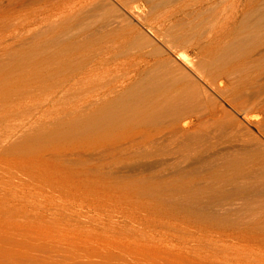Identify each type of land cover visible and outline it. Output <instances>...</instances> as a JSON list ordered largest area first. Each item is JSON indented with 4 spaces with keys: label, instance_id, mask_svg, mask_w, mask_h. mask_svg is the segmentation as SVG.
<instances>
[{
    "label": "rangeland",
    "instance_id": "obj_1",
    "mask_svg": "<svg viewBox=\"0 0 264 264\" xmlns=\"http://www.w3.org/2000/svg\"><path fill=\"white\" fill-rule=\"evenodd\" d=\"M99 6L102 8H98ZM130 10L132 13H129ZM88 13L92 16L90 17ZM138 15H141L142 20L137 19ZM88 16L90 19L87 18ZM82 18L86 19L82 20ZM137 20L139 23H136ZM130 21L131 24H125ZM74 24L78 29L76 31H74L76 28ZM128 24L131 28L127 27ZM67 25L68 27L70 25L71 29H66ZM129 28L131 30H128ZM133 28L138 31H133ZM49 29L53 30H50L51 37ZM63 29L67 31L64 30L62 33ZM77 31H79L78 37L75 34ZM66 32L70 35L68 36ZM63 34L68 42L61 39L64 37ZM57 35L62 37L59 38ZM134 35L139 38L136 36L133 38ZM129 39H135L134 43ZM235 39L241 43L236 44ZM131 42L132 46L129 47ZM47 43L51 46L46 45ZM59 43L63 44L65 49ZM48 46L51 48L49 49ZM66 47L70 48V51ZM230 49L234 50L231 55ZM162 51L166 54L163 55L165 52ZM75 52L76 56L78 55L77 58ZM179 52H184L189 58L193 57L197 67L206 76L209 75V78L218 81L226 76L225 72L228 74L229 67V72L231 69V72L234 70L232 77L234 79L236 76L237 79L231 78L232 84L229 85V83L227 86V96L222 98L227 97L226 100H217L221 106L232 111L230 128L219 127L224 123L221 122L222 116L215 109L212 116L205 117V120L200 119L203 122L197 121V124L201 122L202 126L198 125L199 128H197L196 124L195 131L183 132L184 136L189 135H186V139L181 138L182 136L179 138L178 132H174L176 135L172 132L171 135L166 133L168 123L164 124L163 120L167 117L163 116V118L160 114L164 115L166 111L168 97L171 98L178 93L182 86V80L178 82L176 74L173 75L175 81L172 79V72H175L176 65L178 66L176 71L181 66L180 68L196 77L200 84L203 82L175 57ZM59 53L63 55L62 58H59L61 57ZM73 54L75 57L72 56ZM160 55L168 58L164 59ZM64 56H66L65 61L62 60L65 59ZM71 57H74L75 62ZM67 58L71 60L68 63H66ZM76 59H80L77 65ZM163 59H169L170 62L177 60L176 64L166 60L172 67L169 68L164 67L168 64L164 65L166 61ZM90 62L93 64L92 67L89 65ZM57 64L60 65L56 66ZM227 64L230 65L228 68H226ZM231 64L238 66L236 68ZM70 65L71 71L67 67ZM59 66L63 69L61 67L59 69ZM146 66L149 67L147 72L153 68L154 73L149 71L151 74L149 75L146 72ZM78 67L82 70L77 69ZM125 67L130 69L127 70ZM162 67L166 70L163 69V71ZM218 68L223 71L222 73L215 71V74L213 69L218 70ZM157 69L161 70L159 74ZM210 70L214 74H211ZM136 71H138L137 74ZM139 71L142 73L140 74ZM163 72L167 75L166 79L169 80L171 76L173 80H170L171 83L168 80V82L165 81L166 75ZM152 73L155 76L159 75L160 80L163 77L164 79L160 81L157 76L155 80ZM142 74L148 75L149 80L152 76L155 82L151 77L152 83L151 80L149 81L151 84L147 83L148 77L141 76ZM103 75L109 77V80L106 77L108 82L105 77H102ZM127 78L130 80L128 81ZM101 80H106L104 81L106 83L100 84ZM162 81L165 83H161ZM71 82L76 84V87L71 85ZM141 82L144 84L146 82L148 88L151 85L152 87L149 88L151 91L147 89V86L141 90L138 86ZM155 83L162 84V87L165 84L167 89L165 86L163 91L157 84L160 87L157 90ZM124 85H128L126 86L128 89ZM176 85L180 88L178 87L175 91ZM111 86H113L112 89ZM107 88L108 91L111 90L108 92L111 96L107 94ZM136 89L141 91L137 92ZM145 89L150 96L146 95ZM152 90L158 95L156 93L153 96ZM158 91H161L162 95ZM122 93L126 94V96L124 94V98H127L125 102H123ZM118 96L122 98H120L122 102H116ZM147 96L155 101H148L150 99ZM143 98H146L145 101ZM87 99L92 103H89ZM159 100L160 103H158ZM232 100L241 108L243 107L242 111L238 110V113L230 106ZM108 101L110 102L106 104ZM142 101L143 103H140ZM148 102L150 105L147 104ZM154 102L159 105L155 103L156 107H154V104H151ZM97 103H100L99 106ZM123 105L127 107H122ZM106 106L112 109L110 107L107 109ZM119 107H122L124 111ZM146 107L149 109L146 110ZM200 107V105L198 108L194 107L197 114L194 109V112L190 114H182L185 119L180 115L178 118L184 120L176 119L172 127L185 128V122L194 117L191 115H199L204 110ZM103 109L106 113H103L105 112ZM119 110L123 112L120 111L118 114ZM154 110L152 114L151 111ZM91 112L99 114L97 116L92 114L93 117H91ZM129 112L137 115L136 117L140 116L141 119H137L139 122ZM157 112L161 113L157 115ZM120 113L129 116L124 115V117ZM108 114L107 118H112V122L104 116ZM120 115L123 116L121 117L124 118L123 121ZM185 115H190V118ZM116 116L119 119H116ZM130 116L131 118L133 116V119ZM128 117L131 124L126 120ZM146 119L153 122L150 123ZM159 119L160 121L162 119V122ZM114 121L117 122L116 126H120L119 128H115ZM206 121L208 122L204 123ZM92 122L93 124L96 122V126L92 125ZM263 123L264 0H0V264H264V136L259 135L257 130L264 131ZM152 124L155 128L150 127ZM111 127L117 129L116 133L108 131L105 136L103 130L107 131L109 128L111 130ZM156 127H163L162 130L165 129V131L160 129L159 132ZM205 127L209 132H205ZM100 128L103 129V133L99 132ZM119 129L120 131L123 129V132L121 133ZM179 139H184L181 142H186L179 143ZM255 139H260V143ZM189 144L193 147V151ZM189 151L191 156H188ZM195 154L198 156L196 157ZM251 157L256 159L255 162ZM185 159L190 160L189 164ZM246 160L248 163L253 162L254 165L250 163L249 166ZM225 163L228 168L225 167ZM235 166L237 169L240 168L239 172L234 169ZM169 167L172 169L169 170ZM217 168L222 170L221 174L219 170H215ZM251 168L253 169L249 174ZM210 169L216 172H211ZM207 170L210 171L207 173L208 177ZM178 172L180 173L177 174ZM222 172L229 178L227 176L222 179L221 176H224ZM175 173L180 178L172 177L176 175ZM217 173L220 178L213 179ZM247 173L248 177H246ZM212 175L213 178L210 177ZM257 175H259L258 179H256ZM204 176L207 180H204ZM165 180L170 184L168 185ZM213 180H217L216 184ZM178 182L186 186L182 184L180 188ZM250 182L253 183L250 184ZM256 182L258 185H254ZM223 183L227 186L224 187ZM196 186L197 189H195ZM181 189L182 192L178 193ZM190 190L194 193L191 194ZM245 190L250 194H260L261 199L243 198ZM205 191L206 195L203 193Z\"/></svg>",
    "mask_w": 264,
    "mask_h": 264
},
{
    "label": "bare ground",
    "instance_id": "obj_2",
    "mask_svg": "<svg viewBox=\"0 0 264 264\" xmlns=\"http://www.w3.org/2000/svg\"><path fill=\"white\" fill-rule=\"evenodd\" d=\"M100 3H101V2H100ZM100 3H99V4H100ZM124 3H125V2H124ZM125 4H126V3H125ZM100 5H104V4L102 3V4H100ZM97 6H98V5H97ZM97 6H96L95 8H97ZM123 6H124V5H123ZM135 6H136V5H135ZM133 7H134V5H133ZM137 7H138V6H137ZM98 8L101 9L102 7L99 6ZM138 8H139V7H138ZM124 9H125V8H124ZM130 9H132V8H131V5H130ZM126 10H127V9H126ZM95 11H96V10H94V12H95ZM128 11H129V10H128ZM134 11H135V10H134ZM88 12H90V11H88ZM126 12H127V11H126ZM137 12H138V11H137ZM123 13H124V12H123ZM129 13H132L131 10H130ZM139 13H140V12H139ZM139 13H138V14H139ZM146 13H147V12H146ZM86 14H87V13H86ZM93 14H94V13H93ZM107 14H108V13H107ZM127 14H128V13H127ZM134 14H135V13H134ZM144 14H145V13H144ZM88 15H90V17L92 16V15L89 14V13H88ZM124 15H126V14L124 13ZM94 16H95V15H93V17H94ZM135 16H136V15H135ZM140 16H141V15H140ZM140 16L138 15L137 17H139V18H137V19H141V20H142V17H140ZM142 16H143V15H142ZM144 16H145V15H144ZM84 17H86V16L84 15ZM120 17H121V16H120ZM87 18L90 19L89 16H88ZM146 18H147V17H146ZM84 19H86V18H84ZM84 19L82 18V20H84ZM88 19H87V20H88ZM41 20H42V19H41ZM39 21H40V20H39ZM138 21H139V20H137L136 23H139ZM40 22H41V21H40ZM40 22H39V23H40ZM65 22H66V21H65ZM83 22H85V21H83ZM88 22H89V21H88ZM141 22H142V21H141ZM42 23H43V22H42ZM49 23H50V22H49ZM66 23H67V22H66ZM86 23H87V21L85 22V24H86ZM127 23L131 24V21H130V22H126L125 24H127ZM40 24H41V23H40ZM91 24H92V23H91ZM125 24H123V25H125ZM129 24L127 25V27L129 26ZM132 24H133V23H132ZM134 24H135V22H134ZM134 24H133L132 27H134ZM140 24H141V23H140ZM74 25H75V24H74ZM40 26H41V25H40ZM49 26L52 27L51 25H49ZM49 26H48V27H49ZM71 26H72V25H71ZM130 26H131V25H130ZM130 26H129V27H130ZM137 26H139V25H137ZM137 26H136V27H137ZM141 26H142V25H141ZM43 27H44V26H43ZM55 27H56V26H55ZM75 27H76V25H75ZM75 27H74V28H75ZM136 27H135V28H136ZM56 28H57V27H56ZM59 28H60V27H58V29H59ZM67 28H70V29H71L70 25H69V27H68V25H67V26H66V29H67ZM81 28H82V27H81ZM99 28H100V27H99ZM130 28H131V27H130ZM130 28H129L128 30H131ZM145 28H146V27H145ZM152 28H153V27H152ZM154 28H155V27H154ZM44 29H46V27H44ZM53 29H54V28H53ZM66 29H63V30H62V33H64L63 31L66 30ZM70 29H69V30H70ZM76 29H77V27L75 28L74 31H76ZM83 29H84V28H83ZM124 29H125V28H124ZM133 29H134V28H133ZM139 29H140V28H139ZM142 29H143V27H142ZM142 29H141V30H142ZM37 30H39V29H37ZM46 30H47V29H46ZM50 30H52V29H49L48 31H50ZM77 30H78V29H77ZM135 30H137V29H134L133 31H135ZM148 30H149V29H148ZM42 31H43V30H42ZM52 31H53V30H52ZM58 31H59V30H58ZM66 31H67V30H66ZM79 31H80V30H79ZM79 31L75 32V34L77 35V33H79ZM104 31H105V30H104ZM122 31H123V30H122ZM137 31H138V30H137ZM137 31H136V32H137ZM150 31H151V30H150ZM154 31L156 32V30H154ZM154 31H153V32H154ZM56 32H57V30H56ZM60 32H61V31H60ZM126 32H128V31H126ZM130 32L132 33V31H130ZM158 32H159V30H158ZM40 33H41V32H40ZM62 33H61V34H62ZM66 33L68 34V36L70 35L69 32H66ZM71 33H72V32H71ZM81 33H82V32H81ZM81 33H80V35H81ZM124 33H125V32H124ZM131 33H130V34H131ZM138 33H139V32H138ZM151 33H152V31H151ZM159 33H160V32H159ZM161 33H162V32H161ZM49 34H50V37H51V31H50ZM57 34H58V33H57ZM75 34H74V37H76ZM128 34H129V33H128ZM134 34H135V33H134ZM136 34H137V33H136ZM170 34H171V33H170ZM172 34H174V33H172ZM181 34H183V33H181ZM54 35H56V34H54ZM58 35H59V34H58ZM58 35H57V36H58ZM71 35H72V34H71ZM126 35H127V34H126ZM140 35H141V34H140ZM161 35H162V34H161ZM161 35H160V36H161ZM168 35H169V34H168ZM36 36H37V35H36ZM42 36H43V35H42ZM42 36H41V37H42ZM63 36H64V34H63ZM135 36H136V35H134V36H132V37L134 38ZM160 36H159V37H160ZM171 36H172V35H171ZM174 36H175V34H174ZM58 37H59V36H58ZM58 37H57V39H58ZM60 37H62V36H60ZM60 37H59V38H60ZM66 37H67V36H66ZM70 37H72V36H70ZM70 37H68V38L70 39ZM77 37H78V35H77ZM93 37H94V36H93ZM136 37H137V36H136ZM140 37H141V36H140ZM169 37H170V36H169ZM38 38H39V37H38ZM53 38H54V37H53ZM64 38H65V36L62 37L61 39H64ZM98 38H99V37H98ZM126 38H127V37H126ZM130 38H131V36H130ZM133 38H132V39H133ZM137 38H139V36H138ZM137 38H136V41L138 40ZM142 38H143V37H142ZM170 38H171V37H170ZM69 39H68V40H69ZM110 39H112V38H110ZM113 39H114V37H113ZM127 39H128V38H127ZM164 39H165V38H164ZM173 39H174V38H173ZM176 39H177V38H176ZM178 39H179V38H178ZM238 39H239V38H237V40H238ZM243 39H244V38H243ZM35 40H36V39H35ZM39 40H40V39H39ZM53 40H56V39H53ZM64 40L67 41V38L64 39ZM64 40H63V44H64ZM72 40H74V38H73ZM88 40H89V39H88ZM88 40H86V41H88ZM104 40H105V38H104ZM107 40H108V39H107ZM129 40L133 42L135 39H134V40L129 39ZM146 40H147V39H146ZM240 40H241V38H240ZM43 41H44V39H43ZM43 41L41 40V42H43ZM51 41H52V40H51ZM66 41H65V42H66ZM69 41H70V40H69ZM90 41H91V40H90ZM126 41H127V40H126ZM126 41H125V42H126ZM165 41H166V40H165ZM208 41H209V40H208ZM233 41H234V40H233ZM235 41H236V39H235ZM235 41H234V42H235ZM241 41H243V40H241ZM47 42H49V41H47ZM56 42H58V40H56ZM67 42H68V41H67ZM71 42H72V41H71ZM71 42H69L70 45H71ZM105 42H106V40H105ZM128 42H129V41H128ZM132 42H131V45L129 44V45H130L129 47L132 46ZM137 42H138V41H137ZM137 42H136V43H137ZM166 42H167V41H166ZM173 42H174V41H173ZM234 42H233V44H234ZM238 42H239V41H238ZM238 42L236 41L235 43L237 44ZM43 43H44V42H43ZM69 43H67V44H69ZM75 43H76V40H75ZM78 43H79V42H78ZM85 43H86V42H85ZM99 43H100V42H99ZM101 43H102V42H101ZM133 43H134V42H133ZM209 43H210V41H209ZM217 43H218V42H217ZM239 43H241V42H239ZM245 43H246V41H245ZM59 44H60V43H59ZM63 44H60V46L63 47V48L65 49V47L62 46ZM86 44L88 45V43H86ZM86 44H85V45H86ZM138 44H139V43H138ZM169 44H171V43H169ZM172 44H173V43H172ZM215 44H216V43H215ZM233 44H232V45H233ZM242 44H243V43H242ZM246 44H247V43H246ZM40 45H41V44H40ZM40 45H38V46H40ZM46 45H50V44L47 43ZM74 45H75V44H74ZM90 45H91V44H90ZM98 45H99V44H98ZM102 45H103V44H102ZM133 45H134V44H133ZM144 45H145V44H144ZM248 45H249V44H248ZM43 46L45 47L44 44H43ZM50 46H51V45H50ZM65 46H67V45H65ZM75 46H76V45H75ZM103 46H104V45H103ZM166 46H168V45H166ZM171 46H173V45H171ZM176 46H177V45H176ZM48 47H49V46H48ZM57 47H58V46H57ZM68 47H69V46H68ZM84 47H85V46H84ZM104 47H105V46H104ZM169 47H170V46H169ZM214 47H215V46H214ZM218 47H219V45H218ZM233 47H234V46H233ZM240 47H242V46L240 45ZM243 47H244V44H243ZM38 48H39V47H38ZM50 48H51V47H49V49H50ZM55 48H56V47H55ZM66 48H67V47H66ZM105 48H106V47H105ZM237 48H239V47H237ZM237 48H236V49H237ZM255 48H256V47H255ZM257 48H258V47H257ZM39 49H40V48H39ZM43 49H44V48H43ZM67 49H69V51H70V48H67ZM92 49H93V48H92ZM94 49H95V48H94ZM99 49H101V48H99ZM106 49H107V48H106ZM110 49H111V48H110ZM170 49H171V48H170ZM207 49L209 50L210 47L207 48ZM242 49L244 50V48H242ZM245 49H246V48H245ZM52 50H54V49L52 48ZM52 50H51V51H52ZM61 50H62V49H61ZM160 50H161V49H160ZM240 50H241V49H240ZM240 50H239V53H240ZM55 51H56V50H55ZM63 51H64V50H63ZM74 51H75V49H74ZM86 51H87V50H86ZM90 51H91V50H90ZM232 51H233V52H232ZM83 52H84V51H83ZM95 52H96V51H95ZM162 52H163V51H162ZM164 52H165V51H164ZM164 52H163V53H164ZM231 52L234 53V50H233V49H230V50H229L230 55L232 54ZM236 52H238V51H236ZM241 52H242V50H241ZM46 53H47V52H46ZM54 53L56 54V52H54ZM54 53H53V54H54ZM63 53H65V51H64ZM68 53H70V52H68ZM79 53H80V52H79ZM100 53H101V52H100ZM158 53H159V52H158ZM163 53H162V54H163ZM216 53H217V52H216ZM50 54H52V53L50 52ZM59 54L61 55V53H59ZM89 54H90V52H89ZM92 54H94V52H92ZM92 54L90 55L91 58H92ZM160 54H161V51H160ZM165 54H166V52H165L163 55H165ZM204 54H205V53H204ZM220 54H221V53H220ZM236 54H237V53H236ZM236 54H235V55H236ZM41 55H43V54H41ZM47 55H48V54H47ZM47 55H46V57H47ZM57 55H58V54H57ZM86 55H88V53H87ZM94 55H95V54H94ZM112 55H113V54H112ZM37 56H38V57H41V56H39L38 54H37ZM43 56H44V55H43ZM49 56H51V55H49ZM49 56H48V57H49ZM62 56H63V55H61V57H59V56H58V57H59V58H62ZM67 56H68V55H67ZM72 56H74V54H73ZM75 56H76V52H75ZM75 56H74V57H75ZM77 56H78V55H77ZM77 56H76V58H77ZM95 56H96V55H95ZM160 56H161V55H160ZM216 56H217V55H216ZM225 56H226V55H225ZM236 56H237V55H236ZM38 57H37V58H38ZM54 57H55V56H54ZM65 57H66V56H64V58H65ZM74 57H71V59H72V61L75 62ZM83 57H85V56H83ZM93 57H94V56H93ZM161 57H163V56H161ZM161 57H160V60L162 59ZM175 57H177V58H178V59H179L184 65H186V67H189L190 71H191V72H194L193 74H195V76H197V77L199 78V80L202 79L203 82L200 84V83L198 82V79H196V77H194V76L191 74V75L193 76V77H192L187 71H185V69L180 68L181 66H180V67L177 69V71H176V67H178V66L176 65V67H175V72H176V73H175V72H174V73L172 72V76L176 74V77H177V79H178L177 81L179 82V80H182V86H181V88L178 86V87L180 88V90H178V87H177V85H176L175 87H176L177 89H175V91L178 90L179 92H178V93L175 92L176 94L174 93L175 95L171 96V98L168 97V100H167V102H166L167 105L165 104V105H166V111H164V115H163L161 112H159V113H161L160 115H162L161 117L166 116L167 118H168V117L170 118V119L168 118V120H166L167 118H165V120H163V121L166 122V123L164 122V124H167V123H168V124L166 125L167 127L165 126V127L167 128L166 133L168 132V133H170V135H171V132H172V133H174V132L177 133V132H178L177 134H179V135H178L179 138L182 136L181 138H184V137H185V139H186V137H187L186 135H188V134H186V135L184 136V133H183V132H184V131H185V133H186V131L190 132L189 130H193V131H195L196 128H194V125L197 124V121H199L200 119L205 120V119L207 118V116H212L211 114L213 113V110H215V109H216V110L220 113V115L222 116V120H221V122L224 123V124H222V125L219 126V127H220V128L224 127L225 129L230 128V127L232 126V121H231V114H232V111H230L229 109H227V108L221 106L220 103L217 102V100H218V99H222L223 97H225L226 92H227V86H228V84L230 83L231 78H232V80H235V77H236V76H234V79H233V77H232V76H233L232 72H233L234 70L231 72V70H232V69H231L230 72H229V68H230L229 66H230V65L227 64L228 66H226V68L229 67V68L227 69V70H228V71H227L228 74H225V73H226V72H225L224 75H226V76H225L223 79H221L220 81H218V80H216V79L209 78V75H207V76H208V77H207V76L205 75V73L202 72V70H200V69L197 67L196 62L192 59L193 57H192V58H189V56H187V54H185L184 52H179V53L177 54V56H175ZM219 57H220V56H219ZM221 57H222V56H221ZM233 57H234V55H233ZM239 57H240V56H239ZM56 58H57V56H56ZM91 58H89V59L91 60ZM100 58H101V57H100ZM163 58H164V57H163ZM165 58H168V57L165 56ZM165 58H164V59H165ZM203 58H205V56H204ZM211 58H212V57H211ZM216 58H217V57H216ZM227 58H228V57H227ZM44 59H45V58H44ZM53 59H54V58H53ZM57 59H58V58H57ZM80 59H81V58H80ZM80 59H79V60H80ZM104 59H105V58H104ZM106 59H107V58H106ZM164 59H163V61H166V60H167V61L170 62L169 59H166V60H164ZM172 59H173V58H171V60H172ZM231 59H232V58H231ZM231 59H230V61H231ZM233 59H235V57H234ZM49 60L52 61L51 59H49ZM55 60H56V59H55ZM62 60L65 61L66 58H65V59H62ZM67 60H68V58H67ZM76 60H77V59H76ZM79 60H77L78 63H75L76 65L79 64ZM83 60H85V59L83 58ZM95 60H96V58L94 59V61H95ZM176 60H177V59H176ZM176 60H175V61H176ZM203 60H204V59H203ZM220 60H222V59H220ZM227 60H229V59H227ZM69 61H71V60H68L66 63H68ZM81 61H82V60H81ZM81 61H80V62H81ZM98 61H99V60H98ZM157 61H159V60H157ZM167 61L164 63V65L167 63ZM175 61H173L174 64H176ZM213 61H214V60H213ZM216 61H217V60H216ZM218 61H219V58H218ZM232 61H233V60H232ZM52 62H53V61H52ZM56 62H57V61H56ZM58 62H59V61H58ZM74 62H71V63H74ZM82 62H83V61H82ZM85 62H86V61H85ZM105 62H106V61H105ZM154 62H156V61H154ZM173 62L171 61L170 63L173 64ZM177 62H178V61H177ZM200 62H201V61H200ZM220 62H221V61H220ZM220 62H219V63H220ZM224 62H225V61H224ZM235 62H236V61H235ZM34 63H35V62H34ZM64 63H65V62H64ZM64 63H62V64L64 65ZM88 63H89V60H88ZM103 63H104V62H103ZM152 63H153V62H152ZM159 63L163 64L162 62H159ZM170 63H169V64H170ZM178 63H179V62H178ZM205 63H206V62H205ZM227 63H228V62H227ZM60 64H61V63H60ZM60 64H57L56 66H58V65H60ZM75 64H74V65H75ZM80 64H82V63H80ZM91 64H92V62H90V64H89V65L92 67L93 64H92V65H91ZM96 64H97V62H96ZM130 64H131V63H130ZM130 64H129V65H130ZM153 64H154V63H153ZM153 64H152V65H153ZM167 64H168V63H167ZM169 64H168V66H164V65H163V66H164V67L172 68V67H170ZM183 64H182V65H183ZM212 64L214 65V62H213ZM215 64H216V63H215ZM225 64H226V63H225ZM233 64H237V63H233ZM233 64H231V65H232L233 67H236V68H237L238 65H237V66H234ZM48 65H49V64L47 63V66H46L47 68H48ZM63 65H62V66H63ZM67 65H69V64H67ZM83 65H84V64H83ZM86 65L89 66L88 64H86ZM152 65H149V66H152ZM157 65H158V63H157ZM178 65H179V64H178ZM199 65H200V64H199ZM210 65H211V64H210ZM217 65H218V64H217ZM223 65H224V64H223ZM223 65H222V66H223ZM64 66L66 67V65H64ZM79 66H81V65H79ZM94 66H95V63H94ZM108 66H109V64H108ZM111 66H112V64H111ZM116 66H117V65H115V67H116ZM139 66H140V65H139ZM161 66H162V65H161ZM171 66H172V65H171ZM173 66H174V65H173ZM201 66H202V64H201ZM203 66H204V64H203ZM220 66H221V64H220ZM232 66H231V67H232ZM239 66H240V65H239ZM60 67H61V66H59L58 68L60 69ZM67 67L69 68V67H71V65H70V66H67ZM72 67H74V66H72ZM76 67H77V66H76ZM91 67H90V68H91ZM105 67H106V66H105ZM113 67H114V66H113ZM140 67H141V66H140ZM140 67H139V69H140ZM146 67H147V66H146ZM153 67L156 69L155 64L153 65ZM47 68H46V69H47ZM61 68H62V67H61ZM84 68H85V67H84ZM88 68H89V67H88ZM106 68H107V67H106ZM125 68H126V67H125ZM148 68H149V67L146 68V72H147ZM150 68H152V67H150ZM158 68H159V66H158ZM160 68H161V67H160ZM173 68H174V67H173ZM202 68H203V67H202ZM210 68H211V67H210ZM214 68H215V67H214ZM216 68H217V67H216ZM216 68H215V69H216ZM222 68H223V67H222ZM236 68H235V69H236ZM238 68H239V67H238ZM241 68H242V67H241ZM241 68H240V69H241ZM62 69H63V68H62ZM65 69H66V68H65ZM71 69H72V68H71ZM77 69H79V67H78ZM80 69H81V68H80ZM80 69H79V70H80ZM102 69H103V68H102ZM126 69H127V68H126ZM129 69H130V68H129ZM129 69H127V70H129ZM131 69H132V68H131ZM133 69H134V68H133ZM135 69L137 70L138 67L135 68ZM152 69H153V68H152ZM152 69H151V71H150V70H149V71H150V72H153ZM163 69L166 70V68H163V67H162V70H163ZM206 69H207V68L205 67V70H206ZM208 69H209V68H208ZM215 69H213V70H214V73H215V71H219V72L221 71V70H219V68H218V70H215ZM223 69H224V68H223ZM244 69H245V68H244ZM246 69H247V68H246ZM57 70H58V69H57ZM67 70H68V69H67ZM67 70H64V71H67ZM69 70H70V68H69ZM79 70H78V71H79ZM81 70H82V69H81ZM87 70H89V69H87ZM91 70H93V69L91 68ZM157 70H158V69H157ZM159 70H160V69H159ZM159 70H158V74H159V72H161V70H160V71H159ZM164 70H163V71H164ZM205 70H204V71H205ZM38 71H42V69H41V70L38 69ZM45 71H47V70H45ZM45 71H44V72H45ZM50 71H51V70H50ZM54 71H55V70H54ZM54 71H51V72H54ZM60 71H62V70H60ZM60 71H59V72H60ZM70 71H71V70H70ZM78 71H77V72H78ZM100 71H101V70H100ZM106 71H107V70H106ZM106 71H104V72H106ZM123 71H124V70H123ZM130 71H132V70H130ZM141 71H142V69H141ZM141 71H139L140 74L142 73ZM143 71H144V70H143ZM149 71L147 72L148 74L150 73ZM169 71H171V69H170ZM173 71H174V69H173ZM222 71H223V70H222ZM222 71H221V73H222ZM235 71L237 72V70H235ZM238 71H239V70H238ZM57 72H58V71H57ZM74 72H76V71H74ZM77 72H76V73H77ZM86 72H87V71H86ZM91 72H92V71H90V73H91ZM101 72H102V71H101ZM137 72H138V71H136V74H137ZM156 72H157V71H156ZM156 72H155V73H156ZM207 72H208V70H207ZM209 72H211V70H210ZM38 73H39V72H38ZM63 73H65V72H63ZM94 73H95V72H94ZM94 73H93V74H94ZM153 73H154V72H153ZM153 73H152V74H153ZM163 73H165V72H163ZM167 73H168V75H170V74H169L170 72L167 71ZM214 73L211 72V74H214ZM257 73H259V72H257ZM39 74H41V73H39ZM44 74H45V73H44ZM56 74H57V73H56ZM98 74H99V73H98ZM104 74H105V73H104ZM111 74H112V73H111ZM125 74H126V72H125ZM207 74H208V73H207ZM209 74H210V73H209ZM215 74H216V73H215ZM37 75H38V74H37ZM67 75H68V74H67ZM86 75H87V73H86ZM88 75H89V72H88ZM90 75H91V74H90ZM90 75H89V76H90ZM96 75H97V73H96ZM113 75H114V74H113ZM118 75H119V73H118ZM143 75L146 76V77H148V75H146V74H142L141 76H143ZM149 75H151V74H149ZM164 75H166V73H165ZM164 75H163V76H164ZM234 75H235V74H234ZM257 75H258V74H257ZM259 75H260V74H259ZM57 76H58V74H57ZM59 76H62V74H61V75L59 74ZM63 76H64V75H63ZM84 76H85V75H84ZM84 76H83V77H84ZM89 76H87V77H89ZM119 76H120V75H119ZM121 76H122V75H121ZM134 76H135V75H134ZM154 76H155V75L153 74V77H154ZM157 76H158V80H160L159 75H157ZM157 76L154 77L155 80L157 79ZM160 76H161V73H160ZM222 76H223V75H222ZM237 76H239V75H237ZM41 77H42V75H41ZM97 77H98V76H97ZM100 77H101V76H100ZM100 77H99V79H100ZM102 77H105V79H106V77H108V76H106V75L104 76V75H103ZM125 77H126V76H125ZM131 77H132V74H131ZM138 77H139V76H138ZM151 77H152V76H150V80H151ZM153 77H152V80L155 82V80L153 79ZM166 77H167V75L165 76V79H166ZM176 77H175V79H176ZM212 77H213V75H212ZM214 77H215V76H214ZM217 77H219V76H217ZM220 77H221V76H220ZM39 79H40V77H39ZM65 79H66V77H65ZM89 79H90V77H89ZM91 79H93L92 75H91ZM91 79H90V81H91ZM115 79H117V77H115ZM127 79H128V78H127ZM135 79H136V77H135ZM140 79H141V77H140ZM142 79H143V77H142ZM144 79H145V77H144ZM163 79H164V77H163ZM163 79H161V80H163ZM172 79L174 80V76L172 77ZM195 79H196V80H195ZM236 79H237V77H236ZM61 80H62V79H61ZM63 80H64V79H63ZM70 80H71V79H70ZM80 80H81V79H80ZM97 80H98V79H97ZM106 80H107V79H106ZM106 80H104V81H106ZM108 80H109V77H108ZM108 80H107V82H108ZM129 80H130V79H128V81H129ZM145 80H146V79H145ZM145 80H144V81H145ZM150 80H149V77H148V81H147V83H149ZM152 80H151V83H152ZM161 80H160V81H161ZM167 80H168V79H166L165 81H166V82H168V81L170 82V80H171V76H170V79H169L168 81H167ZM173 80H171V81H173ZM59 81H60V80H59ZM66 81H67V80H66ZM85 81H86V76H85ZM92 81H93V80H92ZM101 81H102V80H101ZM104 81L100 82V84H102V83L105 84L106 82L104 83ZM113 81H114V80H113ZM144 81H143V82H144ZM165 81H162L161 83H165ZM174 81H175V80H174ZM177 81H176V83H177ZM200 81H201V80H200ZM217 81H218V82H217ZM63 82H64V81H63ZM82 82H83V81H82ZM109 82H110V81H109ZM111 82H112V81H111ZM131 82H132V81H131ZM135 82H136V81H135ZM143 82H141L140 84H138V86H139V88H141V90H142V88H144L145 86L148 85V84L146 85V82H145V84H144ZM234 82H235V81H234ZM64 83H65V82H64ZM64 83H62V84H64ZM88 83H89V82H88ZM93 83H94V82H93ZM93 83H92V84H93ZM96 83L99 84V82H96ZM124 83H125V82H124ZM126 83H127V82H126ZM126 83H125V84H126ZM132 83H133V82H132ZM142 83H143V84H142ZM151 83H149V84H151ZM159 83H160V82H159ZM170 83H171V82H170ZM172 83H173V82H172ZM55 84H56V83H55ZM59 84H60V83H59ZM62 84H60V85H62ZM83 84H84V82H83ZM92 84H91V90L93 89V88H92ZM94 84H95V83H94ZM94 84H93V86H94ZM109 84H110V83H109ZM112 84H113V83H112ZM112 84H111V85H112ZM141 84H142L143 87L140 86ZM157 84H158V83H157ZM157 84L155 83V85H157ZM173 84H174V83H173ZM177 84H178V83H177ZM179 84H180V83H179ZM231 84H232V83H230L229 85H231ZM52 85H53V83H52ZM71 85H75V87H76V84H72V82H71ZM85 85H86V84H85ZM89 85H90V84H89ZM106 85H107V84H106ZM128 85H130V84H128ZM128 85H126V86H128ZM131 85H132V84H131ZM131 85H130V86H131ZM158 85L161 87V90H162L163 88H165V86H166L165 84H164V87H162V84H161V85L158 84ZM158 85H157V90H158V88H160V87H158ZM167 85H168V83H167ZM95 86H96V85H95ZM114 86H115V84H114ZM124 86H125V85H124ZM126 86H125V87H126ZM136 86H137V85H136ZM150 86H151V85H150ZM150 86H149V88H150ZM153 86H154V84H153ZM88 87H89V86H88ZM88 87H87V88H88ZM104 87H105V90H106V86H105V85H104ZM104 87H100V88H104ZM112 87H113V86H111V89H112ZM121 87H122V86H121ZM151 87H152V86H151ZM154 87H156V86H154ZM154 87H153V89L156 90ZM173 87H174V86H173ZM65 88H66V87H65ZM69 88H70V87H69ZM126 88H127V87H126ZM130 88H131V87H130ZM139 88H137V89H139ZM145 88H146V87H145ZM149 88H148V86H147V89H148L149 91H151ZM55 89H56V88H55ZM70 89H71V88H70ZM74 89H75V88H74ZM89 89H90V88H89ZM89 89H88V90H89ZM109 89H110V87H109ZM127 89H128V88H127ZM137 89H136V90H137ZM166 89H167V86H166ZM166 89H165V90H166ZM85 90H86V89H85ZM91 90H90V92H91ZM94 90H95V89H94ZM121 90H122V89H121ZM121 90H120V91H121ZM123 90H124V88H123ZM123 90H122V91H123ZM132 90H133V89H132ZM141 90H140V91H141ZM143 90H144V89H143ZM148 90L146 91V89H145V91L147 92L146 95H149V94H148ZM171 90H172V86H171ZM173 90H174V89H173ZM109 91H111V90H109ZM109 91H108V88H107V91H106L107 94H108ZM113 91H115V90H113ZM113 91H112V92H113ZM138 91H139V90H137V92H138ZM140 91H139V92H140ZM163 91H164V89H163ZM168 91H169V90H168ZM168 91H167V92H168ZM94 92H95V91H94ZM94 92H93V93H94ZM104 92H105V91H104ZM124 92H125V90H124ZM135 92H136V91H135ZM146 92H145V93H146ZM158 92H159V91H158ZM160 92H161V91H160ZM160 92H159V93H160ZM167 92H166V94H167ZM169 92H170V91H169ZM169 92H168V93H169ZM96 93H97V92H96ZM114 93H115V92H114ZM131 93H132V92H131ZM131 93H130V94H131ZM149 93H150V92H149ZM156 93H157V92L155 91V94H156ZM99 94H100V93H99ZM124 94H125V93H124ZM124 94H123V93L121 94V95H123V98H124ZM150 94H151V93H150ZM152 94H153V96L155 95V94L153 93V90H152ZM160 94H161V93H160ZM164 94H165V93H164ZM169 94H170V93H169ZM97 95H98V94H97ZM105 95H106V94H105ZM108 95H109V94H108ZM118 95H119V94H118ZM156 95H158V93H157ZM161 95H162V94H161ZM171 95H172V92H171ZM228 95H229V94H228ZM95 96H96V95H95ZM109 96H111V95H109ZM112 96H113V95H112ZM114 96H115V95H114ZM125 96H126V94H125ZM149 96H150V95H149ZM149 96H147V97H149ZM151 96H152V95H151ZM159 96H160V95H159ZM226 96H227V95H226ZM145 97H146V96H145ZM157 97H158V96H157ZM97 98H98V100H99V97H97ZM101 98H103V97L101 96ZM105 98H108V97H105ZM113 98H115V97H113ZM120 98H121V97H120ZM120 98H119V96H118V101H116V102H122V100H121L122 98H121V99H120ZM130 98H132V96H130ZM130 98H128V99H130ZM152 98H153V97H152ZM155 98H156V96H155ZM164 98H165V96H164ZM226 98H227V97H226ZM226 98H224V99L226 100ZM83 99H85V97H83ZM94 99H96V98H94ZM103 99H104V98H103ZM103 99H102V100H103ZM109 99H110V98H109ZM109 99H108V100H109ZM111 99H112V97H111ZM116 99H117V98H116ZM116 99H115V100H116ZM143 99H144V98H143ZM143 99H142V100H143ZM145 99H146V98H145ZM145 99H144L143 101H145ZM149 99H150V97H149ZM157 99H159V98H157ZM157 99H156V100H157ZM166 99H167V98H166ZM166 99H165V100H166ZM224 99H222V100H224ZM87 100H88V99H87ZM104 100H105V99H104ZM104 100L101 101V99H100L101 102H104ZM120 100H121V101H120ZM125 100L127 101V98H126V99L124 98V101H123V102H125ZM139 100H140V98H139ZM151 100L153 101L154 99H150V100H148V101H151ZM161 100L163 101L164 99H161ZM92 101H94V100H92ZM111 101H112V100H111ZM143 101L140 102V103H143ZM154 101H155V100H154ZM82 102H83V101H82ZM85 102H86V101H85ZM85 102H84V103H85ZM88 102H89V103H92V102H90V100H88ZM109 102H110V101L106 102V104L109 103ZM128 102H129V101H128ZM137 102H138V101H137ZM222 102H223V101H222ZM95 103H96V101H95ZM155 103H157V102H154V103H151V104H154V107H156V104H155ZM158 103H160V100H159ZM158 103H157V104H158ZM163 103H165V102H163ZM98 104H100V103H97V105H98ZM101 104H102V103H101ZM118 104H119V103H118ZM147 104H149V102H148ZM85 105L87 106V104H85ZM91 105H92V104H91ZM102 105H104V103H103ZM108 105H109V104H108ZM111 105H112V104H111ZM121 105H122V104H121ZM145 105H146V103H145ZM149 105H150V104H149ZM149 105H147V106H149ZM158 105H159V104H158ZM165 105H164V109H165ZM199 105L202 107V108H201V107H200V108H201V109H204V110L202 111V110L200 109L202 112L199 113V115H194V114H193V115H191V117L194 116L193 118H191L189 121L185 122V124H184V122H183V124L185 125V126H184L185 128H179L178 126H181V125H179V124H178V126L176 125V126L178 127L177 129H175V126L172 127V124L175 125V120H176V119H178V121L181 120L180 118H178L180 115L182 116V118H184L182 114H190V113H192V112H194V111L196 112L195 114H197V110H195L194 107L196 108V106H197V108H198ZM98 106H99V105H98ZM104 106H105V105H104ZM118 106H119V105H118ZM125 106H126V105H125ZM125 106L123 105L122 107H125ZM129 106H130V105H129ZM131 106H133V105H131ZM152 106H153V105H152ZM152 106H151V107H152ZM230 106H231L235 111H237V112H238V110L242 111V108H243V107L241 108V106H240L238 103L234 102V100H232V102L230 103ZM100 107H102V106H100ZM109 107H110V106H109ZM109 107H108V108H109ZM122 107H121V108H122ZM126 107H127V106H126ZM149 107H150V106H149ZM149 107H148V109H149ZM154 107H153V109H154ZM157 107H158V106H157ZM162 107H163V106H162ZM88 108H89V104H88L87 109H88ZM93 108H94V107H93ZM103 108L105 109V107H103ZM106 108H107V106H106ZM108 108H107V109H108ZM110 108H111V107H110ZM121 108L119 107V109H121ZM133 108H134V106H133ZM104 109H103V110H104ZM111 109H112V108H111ZM111 109H109V110L111 111ZM128 109H129V108H128ZM148 109H147V107H146V110H148ZM159 109H160V107H159ZM159 109H157V111H160ZM161 109H163V108H161ZM193 109H194V111H193ZM246 109H247V108H246ZM105 110H106V109H105ZM105 110H104V111H105ZM109 110H108V111H109ZM113 110H114V109H113ZM122 110L124 111L123 108H122ZM122 110L117 111L118 114H119V112L122 111ZM137 110H138V109H137ZM150 110H152V108H150ZM150 110H149V111H150ZM200 110H199V111H200ZM243 110H244V109H243ZM92 111H93V110H92ZM94 111H95V110H94ZM101 111H102V109L100 110V112H101ZM106 111H107V110H106ZM106 111L103 112V113H106ZM123 111H122V112H123ZM132 111H133V110H132ZM199 111H198V112H199ZM245 111H246V110H245ZM89 112H90V111H89ZM114 112L116 113V111H114ZM125 112H126V111H125ZM133 112H134V111H133ZM140 112H141V111H140ZM152 112H155V110H154V111H151V113H152ZM165 112H166L167 114H166ZM248 112H249V111H248ZM86 113H87V112H86ZM86 113H85V114H86ZM96 113H97V112H96ZM96 113H95V114H96ZM110 113H111V112H110ZM110 113H109V114H110ZM129 113H130V112H129ZM131 113H132V112H131ZM131 113H130V114H131ZM141 113H142V112H141ZM159 113L157 112L156 114L159 115ZM238 113H239V112H238ZM241 113H242V112H241ZM87 114H88V113H87ZM92 114H94V113L91 112V114H90L91 117H93ZM95 114H94V115H95ZM98 114H99V113H98ZM98 114H96V116H97ZM109 114H108V115H104V116H106V118H107V117L109 116ZM111 114H112V113H111ZM120 114H122V113H120ZM152 114H153V113H152ZM165 114H166V115H165ZM88 115H89V114H88ZM101 115H102V114H101ZM115 115H116V114H115ZM115 115H113V116H115ZM122 115H123V116H124V115L127 116L128 114L126 115V114L123 113ZM122 115H120V119L123 121L124 118H123V119L121 118V117H123ZM131 115H134V113H132ZM125 116H124V117H125ZM128 116H129V115H128ZM134 116L136 117L137 115H134ZM170 116H171V117H170ZM185 116H186V117L189 116V118H190V115H185ZM84 117H85V116H84ZM110 117H111V116H110ZM116 117H117V116H116ZM116 117H114V119H115ZM146 117H147V115H146ZM157 117H158V116H157ZM161 117H160V118H161ZM205 117H206V118H205ZM94 118H95V117H94ZM98 118H99V117H98ZM130 118H131V116H130ZM138 118H140V116H139V117H136V120H137ZM144 118H145V117H144ZM147 118H148V117H147ZM158 118H159V117H158ZM158 118H157V120H158ZM163 118H164V117H163ZM204 118H205V119H204ZM90 119H91V118H90ZM96 119H97V118H96ZM107 119H111L110 121L112 122V118H107ZM116 119H119V118L117 117ZM116 119H115V120H116ZM131 119H133V116H132ZM140 119H141V118H140ZM184 119H185V118H184ZM184 119H182V120H184ZM102 120H103V116H102ZM126 120H127L129 123H130V121H131V120L129 121V117H128V119H126ZM142 120H143V119H142ZM146 120H147V119H146ZM148 120H149V119H148ZM148 120H147V121H148ZM182 120H181V121H182ZM207 120H209V119H207ZM257 120H258V119H257ZM134 121H135V120H134ZM137 121L139 122V120H137ZM140 121H141V120H140ZM149 121H150V120H149ZM155 121H156V120H155ZM159 121H160V119H159ZM173 121H174V122H173ZM181 121H180V122H181ZM200 121L203 122L202 120H200ZM234 121H235V120H234ZM88 122H89V120H88ZM88 122H86V123H88ZM106 122H107V121H106ZM106 122L104 123L105 125H106ZM120 122H121V121H120ZM152 122H153V120L150 121V123H152ZM156 122L158 123V121H156ZM160 122H162V119H161ZM201 122H200V124L198 123L196 126L201 125ZM207 122H208V121H206V122H204V123H207ZM235 122H236V121H235ZM86 123H85V124H86ZM109 123H110V122H109ZM109 123H108V124H109ZM113 123H115V121H114ZM116 123H117V122H116ZM116 123L114 124V125H115V128H116V127L119 128L120 126H119V127L116 126ZM121 123H122V122H121ZM124 123H125V122H124ZM177 123H178V122H177ZM177 123H176V124H177ZM95 124H97V123L95 122V123L93 124V122H92V125L96 126ZM98 124H100V123L98 122ZM104 124H102V125H104ZM110 124H111V123H110ZM110 124H109V125H110ZM119 124H120V123H119ZM126 124H128V123L126 122ZM130 124H131V123H130ZM154 124H155V122H154ZM159 124H160V123H159ZM162 124H163V123H161V126L164 125V124H163V125H162ZM181 124H182V123H181ZM248 124H249V123H248ZM263 124H264V123H263ZM89 125H90V124H89ZM117 125H118V124H117ZM136 125L139 126L138 124H136ZM157 125H158V124H156V126H157ZM261 125H262V124H261ZM133 126L135 127V124H134ZM152 126L155 128V126H154L153 124H152L150 127H152ZM159 126H160V125H159ZM201 126H202V125H201ZM215 126H216V125H215ZM217 126H218V124H217ZM99 127H100V126H99ZM103 127H104V126H103ZM121 127H122V125H121ZM146 127H147V126H146ZM148 127H149V126H148ZM163 127H164V126H163ZM163 127H160V128H157V127H156V128H157V130L159 129L158 131L160 132V129L162 130ZM182 127H183V126H182ZM191 127H193L194 129H192ZM207 127H208V124H207ZM85 128H86V126H85ZM87 128H88V127H87ZM92 128H93V127H92ZM111 128H112V127H111ZM115 128H112V129H114V131H113L112 129L110 130V128H109V130H107V131H104V130H106V129L103 130V129L100 128L101 131H99V132H102V130H103L104 135L106 136V134H108V131H110V132H112V133L115 132V131L117 130V129H115ZM123 128H124V130H125V127H124V126H123ZM126 128H127V127H126ZM154 128H151V130H152V129L154 130ZM190 128H191V129H190ZM197 128H199V126H198ZM220 128H219V129H220ZM257 128H258V127H257ZM95 129H96V128H95ZM95 129H94V131H96ZM97 129H98V128H97ZM100 129H99V130H100ZM120 129H121V128H120ZM120 129H119V131H120ZM129 129H130V128L128 127L127 130L129 131ZM179 129H180V130H179ZM200 129H201V127H200ZM202 129H203V128H202ZM212 129H213V128H211V130H212ZM263 129H264V127H263ZM131 130H132V129H131ZM204 130H205V132H206V131L209 132V130H207L206 127L204 128ZM204 130H203V131H204ZM214 130H215V127H214ZM257 130H258V134H259V135L264 136V134H263L264 131L262 132V131L259 130V129H257ZM87 131H88V130H87ZM90 131H91V129H90ZM94 131H93V132H94ZM132 131H133V130H132ZM162 131H165V129L162 130ZM199 131H200V130H199ZM212 131H213V130H212ZM215 131H216V130H215ZM93 132H92V133H93ZM96 132H98V131H96ZM103 132H102V133H103ZM110 132H109V135H110ZM120 132L122 133V132H123V129H122ZM188 132H187V133H188ZM216 132H217V131H216ZM112 133H111V134H112ZM115 133H116V132H115ZM115 133H113V134H115ZM163 133H164V132H163ZM166 133H165V134H166ZM175 133H174V135H176ZM191 133H192V132H191ZM217 133H218V132H217ZM242 133H243V132H242ZM119 134H120V133H119ZM150 134H152V133L150 132ZM204 134H205V133H204ZM243 134H244V133H243ZM253 134H254V133H253ZM100 135H101V134H100ZM104 135H103V136H104ZM172 135H173V134H172ZM174 135H173V136H174ZM192 135H193V134H192ZM247 135H248V134H247ZM247 135H246V136H247ZM251 135H252V134H251ZM251 135H250V136H251ZM259 135H258V136H259ZM101 136H102V135H101ZM152 136H153V134H152ZM188 136H189V135H188ZM193 136H194V135H193ZM193 136H192V138H193ZM202 136H203V135H202ZM202 136H200V137H202ZM244 136H245V134H244ZM262 136H261V137H262ZM175 137H176V136H175ZM203 137H204V136H203ZM252 137H254V136H252ZM171 138H172V137H171ZM190 138H191V137H190ZM254 138H255V137H254ZM176 139H177V138H176ZM246 139H247V138H246ZM248 139H250V138H248ZM261 139H262V138H261ZM179 140H180V139H179ZM182 140L184 141V139H182ZM182 140H180L179 143H180ZM250 140H251V139H250ZM257 140H259L258 143H260V139H257ZM257 140L255 139V141H257ZM263 140H264V139H263ZM175 142H176V141H175ZM185 142H186V141H185ZM185 142H181V143H185ZM176 143H177V142H176ZM179 143H178V144H179ZM253 143H254V142H253ZM261 143H262V142H261ZM178 144H177V145H178ZM249 144H251V143H249ZM255 144H256V143H255ZM262 144H263V143H262ZM191 145L193 146V145H196V144H191ZM197 145H198V144H197ZM257 145H258V144H257ZM263 145H264V144H263ZM263 145H262V146H263ZM183 146H184V145H183ZM188 146H190V144H189ZM248 146H250V145H248ZM184 147H187V145L184 146ZM184 147H183V148H184ZM190 147H191V146H190ZM256 147H257V146H256ZM258 147H259V145H258ZM191 148H192L191 151H193V147H191ZM191 148H190V149H191ZM260 148H261V147H260ZM260 148H259V149H260ZM188 149H189V148H188ZM188 149H187V150H188ZM152 150H153V149H152ZM178 150H180V149H178ZM181 150H182V149H181ZM185 150H186V149H185ZM176 151H177V149H176ZM250 151H251V150H250ZM151 152H153V151H151ZM189 152H190V151H189ZM194 153H195V152H194ZM186 154H187V153H186ZM197 154H198V153H197ZM237 154H239V153H237ZM256 154H257V153H256ZM256 154H254V155L256 156ZM192 155L194 156V154H192ZM199 155H200V154H199ZM242 155H243V154H242ZM245 155H246V154H245ZM248 155H249V154H248ZM252 155H253V154H252ZM254 155H253V156H254ZM257 155H259V154H257ZM182 156H183V155H182ZM184 156L186 157V155H184ZM188 156H191V152H190V155H188ZM195 156L197 157L198 155L195 154ZM183 158H184V157H183ZM183 158H182V160H184ZM192 158H194V157H192ZM199 158H201V157H199ZM242 158H243V157H242ZM179 159H180V158H179ZM179 159H178V160H179ZM186 159H190V158H186ZM186 159H185V161H186ZM194 159H196V158H194ZM194 159H192V160H194ZM251 159H253V158L251 157ZM180 160H181V159H180ZM199 160H200V159H199ZM239 160H240V159H239ZM242 160H244V159H242ZM255 160H256V159H255ZM255 160L253 159V162H255ZM189 161H190V160H189ZM189 161H186V162H188L187 164H189ZM246 161H247V163H248V160H246ZM181 162H182V161H181ZM186 162L183 161L182 163H185V164H186ZM195 162H198V161H195ZM227 162H229V161H227ZM249 162H250V161H249ZM253 162H252V163H253ZM257 162H258V161H257ZM151 163L153 164L154 162H151ZM179 163H180V162H179ZM182 163L180 164V168H181ZM222 163H223V162H222ZM250 163H251V162H250ZM250 163H248L249 166L252 164V163H251V164H250ZM258 163H259V162H258ZM258 163H256V164H258ZM174 164H175V163H174ZM259 164H260V163H259ZM259 164H258V165H259ZM171 165H172V164H171ZM218 165H219V164H218ZM240 165H241V164H240ZM253 165H254V163H253ZM253 165H252V166H253ZM261 165H262V163H261ZM173 166H174V165H173ZM173 166H172V167H173ZM176 166H177V167L179 166L178 163H177ZM222 166H223V164H222ZM227 166H228V165H227ZM227 166H226V163H225V167H227ZM242 166H243V165H242ZM255 166H257V165H255ZM177 167H176V168H177ZM209 167H210V166H209ZM209 167H208V169H209ZM223 167H224V166H223ZM225 167H224V168H225ZM257 167H258V166H257ZM263 167H264V165H263ZM170 168H171V167H169V170H170ZM176 168H175V169H176ZM218 168H220V167H218ZM218 168L215 169V170H219V172H220V174H221V171H222V170L220 171V169H218ZM227 168H228V167H227ZM242 168H243V167H242ZM248 168H249V167H248ZM259 168H260V167H259ZM261 168H262V167H261ZM167 169H168V168H167ZM171 169H172V168H171ZM205 169H206V168H205ZM212 169H213V168H212ZM234 169H236L238 172H239V170H240V168L237 169L236 166L234 167ZM252 169H253V168L250 169L251 171H249V174H250V172H252ZM169 170H168V171H169ZM202 170H203L202 172H204V169H202ZM215 170H212V171H211V169H210L211 172H213V171L216 172ZM247 170H249V169H247ZM256 170H257V169H256ZM260 170H262V169H260ZM260 170H259V171H260ZM168 171H167V172H168ZM199 171H200V170H199ZM210 171L207 170L206 174H207L208 172H210ZM224 171H225V169H224ZM226 171H227V170H226ZM226 171H225V172H226ZM245 171H246V170H245ZM169 172H170V171H169ZM197 172H198V171H197ZM202 172H201V173H202ZM247 172H248V171H247ZM179 173H180V172H178L177 174H179ZM198 173H200V172H198ZM198 173H197V174H198ZM201 173H200V174H201ZM204 173H205V172H204ZM222 173H224V172H222ZM226 173H227V172H226ZM253 173H254V170H253ZM258 173H259V172H258ZM175 174H176V173H175ZM177 174H176V175H172V177H173V176H174V177H175V176H178ZM197 174H196V175H197ZM202 174H203V173H202ZM202 174H201V175H202ZM213 174H214V173H213ZM247 174H248V173H247ZM247 174H246V175H247ZM249 174H248L246 177H248ZM256 174H257V173H256ZM259 174H260V173H259ZM167 175H168V174H167ZM203 175H205V174H203ZM209 175H210V174H209ZM231 175H233V174H231ZM251 175H254V174H251ZM262 175H263V174H262ZM169 176H170V175H169ZM197 176H198V175H197ZM205 176H206V175H205ZM205 176H204V180L206 179ZM227 176H228V175H227ZM227 176H225V173H224V176H221V178L223 179V177H227ZM254 176H255V175H254ZM258 176H259V175H257V178H256V179H258ZM178 177H179V176H178ZM198 177H199V176H198ZM202 177H203V176H201V178H202ZM207 177H208V174H207ZM210 177L213 178V175L210 176ZM210 177H209V179H210ZM214 177H215V178H213V179H216V178L218 179V178H220V175L218 176V173H217ZM251 177H252V176H251ZM261 177H262V176H261ZM263 177H264V176H263ZM165 178H166V177H165ZM176 178H177V177H176ZM176 178H175V179H176ZM179 178H180V177H179ZM228 178H229V176H228ZM231 178H232V177H231ZM249 178H250V177H249ZM166 179H167V178H166ZM172 179H173V178H172ZM204 180H203V181H204ZM206 180H207V179H206ZM232 180H233V179H232ZM251 180H252V179H251ZM251 180H250V181H251ZM165 181H166V180H165ZM165 181H164V185H165ZM176 181H178V178L176 179ZM201 181H202V180H201ZM201 181H200V182H201ZM209 181H211V180H209ZM215 181H217V180H215ZM215 181L213 180L214 184H216ZM218 181H219V180H218ZM228 181H229V180H228ZM244 181H245V180H244ZM262 181H263V180H262ZM166 182H167V181H166ZM168 182H169V179H168ZM168 182H167V183H168ZM179 182H180V180H179ZM179 182H178V184L181 183V182H180V183H179ZM182 182H183V181H182ZM229 182H230V181H229ZM240 182H241V181H240ZM240 182H239V183H240ZM176 183H177V182H176ZM202 183H203V182H202ZM204 183H206V181H205ZM218 183H220V182H218ZM231 183H233V182H231ZM248 183H249V182H248ZM252 183H253V182H252ZM252 183L250 182V184H252ZM169 184H170V183H168V185H169ZM172 184H173V183H172ZM178 184H177V185H178ZM182 184H184V183H182ZM182 184H180V188H181V185H182ZM192 184H193V183H192ZM208 184H209V183H208ZM227 184H228V183H227ZM237 184H238V183H237ZM241 184H242V182H241ZM263 184H264V183H263ZM177 185H175V187H176ZM184 185H185V184H184ZM184 185H183V187H184ZM189 185H191L190 182H189ZM205 185H206V184H205ZM223 185H224V183H223ZM229 185H230V184H229ZM239 185H240V184H239ZM242 185H244V184H242ZM254 185H258L257 182H256V184H254ZM185 186H186V185H185ZM192 186H193V185H192ZM192 186H191V187H192ZM194 186H195V185H194ZM208 186H209V185H208ZM218 186H220V185L218 184ZM221 186H222V184H221ZM226 186H227V185H226ZM226 186L224 185V187H226ZM250 186H251V185H250ZM259 186H261L260 183H259ZM165 187H166V186H165ZM167 187H168V186H167ZM198 187H199V186H198ZM204 187H205V186H204ZM222 187H223V186H222ZM231 187H232V186H231ZM239 187H241V186H239ZM255 187L257 188V186H255ZM255 187H253V188L255 189ZM261 187H262V186H261ZM177 188H178V187H177ZM187 188H188V187H187ZM187 188H185V189H187ZM199 188H200V187H199ZM205 188H206V187H205ZM220 188H221V187H220ZM235 188H236V185H235ZM170 189H171V188H170ZM178 189H179V188H178ZM192 189H193V187H192ZM195 189H197V186H196ZM209 189H213V188H209ZM209 189H208V191H209ZM217 189H219V188H217ZM236 189H238V188H236ZM188 190H189V189H188ZM193 190H194V189H193ZM201 190H202V189H201ZM224 190H225V189H224ZM233 190H234V188H233ZM233 190H232V191H233ZM258 190H259V189H258ZM261 190H262V189H261ZM206 191H207V189H206ZM206 191L203 192V193L205 194ZM210 191H211V190H210ZM227 191H228V190H227ZM234 191H235V190H234ZM234 191H233V193L235 194ZM243 191H244V190H243ZM180 192H182V189L179 190L178 193H180ZM189 192H190V193L192 192L191 194L194 193L192 190H190ZM189 192H188V193H189ZM196 192H198V191H196ZM200 192H201V191H200ZM200 192H199V193H200ZM214 192H215V191H214ZM229 192H230V191H229ZM245 192H246V190H245ZM245 192H244V193H245ZM256 192H257V191H256ZM259 192H260V190H259ZM259 192H257V193H259ZM170 193H171V190H170ZM190 193H189V194H190ZM201 193H202V192H201ZM207 193H208V192H207ZM216 193H218V191H217ZM237 193H238V191H237ZM261 193H262V191H261ZM173 194H175V192H174ZM197 194H198V193H197ZM226 194H228V193H226ZM230 194H231V192H230ZM242 194H243V193H242ZM242 194H241V195H242ZM262 194H263V193H262ZM183 195H184V193H183ZM186 195H187V194H186ZM205 195H206V194H205ZM209 195H210V193H209ZM212 195H213V194H212ZM236 195H237V194H236ZM184 196H185V195H184ZM199 196H200V194H199ZM201 196H202V195H201ZM219 196H221V195H219ZM224 196H226V195H224ZM228 196H229V195H228ZM242 196H243V195H242ZM242 196H240L241 199H243V198H245V199H250V200H251V198H252V199H261V198H260V194H259V195H258V194H253V193L250 194L249 192H246V193L244 194L243 198H242ZM179 197H180V196H179ZM187 197H188V196H187ZM189 197H190V196H189ZM192 197H193V195L191 196V198H192ZM194 197H195V196H194ZM197 197H198V195H197ZM202 197H203V196H202ZM205 197H207V196H205ZM213 197H214V195H213ZM217 197H218V196H217ZM229 197L232 198L233 196H229ZM237 197H239V196L237 195ZM174 198H175V197H174ZM174 198H173V199H174ZM198 198H199V197H198ZM221 198H222V197H221ZM221 198H219V199H221ZM235 198H236V197H235ZM177 199H178V198H177ZM205 199H206V198H205ZM208 199H209V198H208ZM208 199H206V200H208ZM210 199H211V198H210ZM213 199H214V198H213ZM213 199H211V200H213ZM216 199H217V198H215V200H216ZM219 199H218V200H219ZM179 200H180V199H179ZM203 200H204V199H203ZM223 200H224V199H223ZM239 201H240V200H239ZM254 201L256 202V200H254ZM254 201H252V202H254ZM257 201H258V200H257ZM255 202H254V203H255ZM258 202H260V201H258ZM244 203H245V201H244ZM244 203H243V204H244ZM254 203H253V204H254ZM248 204H249V203H248ZM253 204H252V205H253ZM263 204H264V203H263ZM263 204H262V205H263ZM246 205H247V204H246ZM249 205H250V204H249ZM256 205H257V203H256ZM259 206H260V205H259ZM257 207H258V206H257ZM257 207H256V208H257ZM258 208H259V207H258ZM258 208H257V209H258ZM260 208H261V206H260ZM262 208H263V207H262ZM260 210H261V209H260ZM260 213H261V212H260Z\"/></svg>",
    "mask_w": 264,
    "mask_h": 264
}]
</instances>
